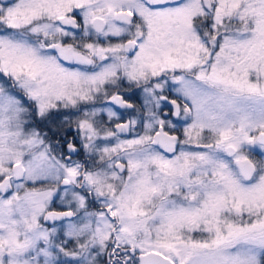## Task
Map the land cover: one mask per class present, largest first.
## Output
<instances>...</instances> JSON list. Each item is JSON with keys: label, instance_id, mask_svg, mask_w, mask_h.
<instances>
[{"label": "snow or ice", "instance_id": "snow-or-ice-1", "mask_svg": "<svg viewBox=\"0 0 264 264\" xmlns=\"http://www.w3.org/2000/svg\"><path fill=\"white\" fill-rule=\"evenodd\" d=\"M0 264H264V0H0Z\"/></svg>", "mask_w": 264, "mask_h": 264}]
</instances>
